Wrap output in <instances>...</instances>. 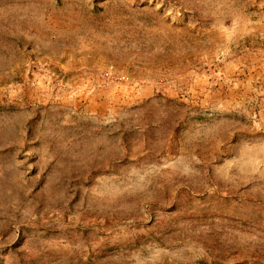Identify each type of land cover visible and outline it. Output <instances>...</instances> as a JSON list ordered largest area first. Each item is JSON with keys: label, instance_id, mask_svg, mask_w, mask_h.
<instances>
[{"label": "rangeland", "instance_id": "1", "mask_svg": "<svg viewBox=\"0 0 264 264\" xmlns=\"http://www.w3.org/2000/svg\"><path fill=\"white\" fill-rule=\"evenodd\" d=\"M0 264H264V0H0Z\"/></svg>", "mask_w": 264, "mask_h": 264}]
</instances>
